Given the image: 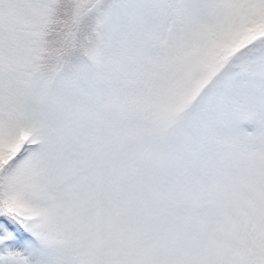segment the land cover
Wrapping results in <instances>:
<instances>
[{
  "label": "snow or ice",
  "instance_id": "6c2138e0",
  "mask_svg": "<svg viewBox=\"0 0 264 264\" xmlns=\"http://www.w3.org/2000/svg\"><path fill=\"white\" fill-rule=\"evenodd\" d=\"M0 264H264V0H0Z\"/></svg>",
  "mask_w": 264,
  "mask_h": 264
}]
</instances>
